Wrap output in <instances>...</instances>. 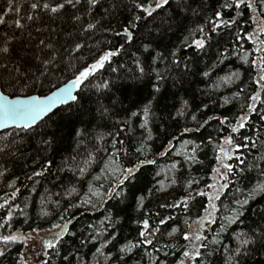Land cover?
Listing matches in <instances>:
<instances>
[{
    "label": "trees",
    "instance_id": "obj_1",
    "mask_svg": "<svg viewBox=\"0 0 264 264\" xmlns=\"http://www.w3.org/2000/svg\"><path fill=\"white\" fill-rule=\"evenodd\" d=\"M32 2L35 0H15L13 13L5 17L6 21L19 18L25 25L23 29L7 23L0 25V47L9 41V53H0V63L8 66L0 69V85H4L1 90L6 95H47L76 78L103 51H119V55L82 84L78 102L57 110L27 133L18 129L0 133V148L4 149L0 152V172H3L0 204L9 201L0 209V236L25 237L36 233L47 238L46 241L53 238L51 246L50 242L41 248L36 245L40 250L37 255H43L42 264H179L185 261L183 251L195 243L184 240L183 235L200 232L207 237L204 243L208 247L200 249L202 259L189 264H229L228 257L238 246L239 233L252 235L254 231L264 230V193L253 196L236 223L228 224L224 219L239 207L236 200H243L258 182H264V174L260 172L264 169V160L255 159L264 156V119H261L264 105L257 102V111L249 113L253 103L250 97L259 91L255 84L257 70L251 64L256 57L250 55L249 63L245 64L232 54L233 49L241 55L245 50L254 53L251 41L236 38L237 32L245 36L256 30L257 25L250 19L251 10L223 7L231 0H169L165 8L147 17L135 7V3L144 0H99L95 8H90L87 0H81L76 8L66 6L60 13L52 14L41 8L33 11ZM45 2L55 6L56 0H41ZM7 6L8 0H0V14ZM15 7H19L18 15ZM218 11L224 20L235 18L236 23L211 32L202 50L187 47L184 41L186 37L192 39L189 33L197 27H204L208 32L209 20L215 19ZM238 11H243V15L237 17ZM28 15L34 19L29 21ZM77 15L82 17L80 21L75 20ZM137 16L142 18L135 21ZM97 21L94 30L84 31L89 23ZM125 29L133 33L130 41L124 35ZM200 36L195 33L196 39ZM41 39L45 44H53V49L37 47ZM76 43L84 45L78 52ZM145 45L149 46L147 52ZM226 49L228 59L220 62V54ZM53 53L57 61L49 65L47 76L40 77L43 84L21 91L22 83L12 80L15 67L22 71L31 69L29 75L40 76L41 60ZM160 53L162 57L157 58ZM174 59L180 60V65H175ZM137 61L145 68L142 79L136 78ZM184 63L188 64V70L184 69ZM205 71L210 75L205 77ZM157 72L163 79L157 78ZM234 72L239 77L232 76L231 81H225ZM107 81L112 82L111 91H98L95 85ZM156 87L160 92H155ZM153 97L148 126L142 128L143 116L131 117V113L140 111ZM261 97L264 99V92ZM101 106L109 112L104 119L99 114ZM244 115L249 116L245 127L233 133L232 127L238 126L239 117ZM129 118L130 123L125 127L122 121ZM186 128L191 131L185 132ZM80 129L87 130L84 138L74 135ZM117 132L119 136L115 139L107 135ZM98 133L107 137L102 142V151H97L101 147L95 138ZM228 135L241 147L234 152L233 160L227 162L238 164L235 156L240 155L245 158V164L239 167L252 165L253 168L243 175H230L229 180L233 182L221 190L219 200L211 201L218 209L216 222L205 221L201 226L210 201L207 195L197 193L212 194L216 189L207 185L219 187L225 183L219 176L213 179V169L219 164L217 145L223 144ZM52 137V148L42 143L43 139ZM115 140L123 141L116 148H126L128 155L123 151L113 155ZM141 145L144 151L136 152ZM196 145L199 147L193 153ZM89 153L94 155L95 162L81 176L76 166L83 167ZM193 155L195 160L191 159ZM141 161H145L142 166ZM134 165L140 166L139 171L132 180L125 181L121 196L109 199L92 195L97 191L117 190L120 169ZM36 172L43 175L35 176ZM73 188L75 192L71 191ZM182 201L187 202V207ZM9 211L12 212L10 221ZM145 219L149 222V231L159 227V232L149 237L152 245L140 244L143 237L139 234L144 231ZM161 219L166 223L161 224ZM71 221L73 224L65 234L57 236ZM174 228L178 231L170 236ZM214 238L221 243H210ZM130 242L139 246L131 252H121ZM250 247L252 250L240 258V264H264V247ZM0 249L5 251L0 264H19L25 243L23 240L9 245L0 242Z\"/></svg>",
    "mask_w": 264,
    "mask_h": 264
},
{
    "label": "snow or ice",
    "instance_id": "obj_2",
    "mask_svg": "<svg viewBox=\"0 0 264 264\" xmlns=\"http://www.w3.org/2000/svg\"><path fill=\"white\" fill-rule=\"evenodd\" d=\"M14 2L15 0H8V6L7 10L3 12V14H0V25L3 24H9V26L14 25L16 28L23 29L25 25L21 24L20 19H13L6 21L5 17H7L10 13H13L14 11ZM81 3V0H56L55 6L52 4L45 2L41 3V0H35V2L31 3V9L35 11L38 8H41L43 10H46L47 12H50L52 14L60 13L62 10L66 8V6H70L71 8H76L77 5ZM99 3V0H87V4L90 8H95V6ZM169 4V0H144L143 3H135V7L146 14L147 17H152L154 13H156L158 10L165 8ZM223 7H234L235 9L241 10V9H248L251 10L253 15L250 17L251 21L257 25V28L254 32L248 33L245 36H242L240 32H237L236 38L237 40L246 39L252 42V44L255 46L254 53L249 52L245 50L243 54L235 49L232 50V54L238 56L245 64L249 63V56L255 55V59L251 61V64L256 67L257 70V77L255 79V84L259 86V91L255 93V95H252L250 97L251 101L253 102L249 106V113H253L257 111V102L264 105V99L261 97V93L264 92V39H260V37L264 36V0H231L230 3L226 2ZM195 9L193 10V14H195ZM15 13L19 14V7H15ZM257 13H260V15H257ZM237 17L243 15V11H238L236 13ZM142 17L137 16L135 18V21H139ZM27 19L29 21L33 20L34 17L32 15H28ZM35 19H39V16H36ZM82 19L81 16L77 15L75 16V20L80 21ZM135 21L133 23V27L135 26ZM96 23H89L87 25V28L84 29V31H91L94 30L97 27ZM236 20H224L222 18L221 12L215 13V19H210L209 24L211 25V28L208 32H205L204 27H197L196 29L192 30V32L189 33V36L192 37L191 40H189L188 37L185 38V45L187 47H195L197 50H202L206 47V41L211 38V32L216 31L217 29L221 27H230L232 24H235ZM39 31V29H38ZM195 33H200V38H195ZM119 34V33H117ZM124 35L127 37V39L130 41L133 33L129 31L128 29L124 30ZM9 41H5V46L0 47V53L7 54L9 53V47L7 46ZM44 46L46 49H53V44L48 43L45 44V41L41 39L37 45V47ZM84 45L80 43L75 44V51H79L81 48H83ZM241 48H243V45L241 44ZM149 50V46H144V51L147 52ZM119 55V51H103L101 55L95 58L94 62L89 64L87 67H85L83 70L79 71L78 75H76V78L73 79L69 84L65 85L63 88H59L56 91H51L48 95H29L26 99H9V96L5 94L3 90H0V127H6L9 124L15 125L18 128H21L26 133L29 129L33 128L34 123L41 117L48 114L52 109L58 105V104H67L69 101L78 102L80 97L78 95L73 94V89L78 87L79 85H82L86 80L89 79L90 76H92L96 70L101 69L105 66L106 63H111V60L114 56ZM162 53L158 54L157 58L162 57ZM173 57H175V52L172 53ZM221 60L220 62H223L224 59H228V50L226 49L225 52L220 54ZM79 59V57H77ZM57 61L56 55L53 53L50 55L47 59L41 60L42 70L38 69L40 71V76H36L34 73L32 75H29L31 72V69H26L24 71L21 70L20 67H15V75L12 77V80L14 82H20L22 83L23 87L21 88V91H23L24 88H29L31 86H34L37 83L43 84V80L40 79L41 76H47L48 75V69L49 65H54ZM173 63L175 65H180V60H173ZM8 66L4 63H0V69H6ZM183 67L185 70H188V64L184 63ZM114 72L117 71L115 68L112 69ZM137 71L139 73L138 76H136L137 79H142L145 73V68L140 65V62L137 61ZM158 79H163V76L157 72L156 73ZM205 77L210 75L209 71H205L203 73ZM232 76L239 77L238 73H232L231 76H228L225 78V81H231ZM112 82H101L95 87L98 91L104 92V91H111ZM4 85H0V88H3ZM155 92H160V88L156 87ZM155 97L152 98L147 104H145L140 111L138 112H132L131 117H138L143 116V122L140 124V127L147 128L149 123V117L151 114V105L154 102ZM186 103V102H185ZM100 118L104 119L109 116L108 109L101 106L100 111ZM193 120L196 119L195 116L192 117ZM249 116L244 115L240 116L238 119V126H233L231 131L233 133H236L239 131L240 128H244L246 122L248 121ZM261 119H264V116H261ZM118 124L121 123L120 121L117 122ZM122 123L127 127L130 123L129 120H124ZM221 123H225V121H221ZM198 130V129H197ZM86 129H80L74 132V135L77 137L84 138L86 136ZM120 131H123L121 129ZM191 131V129H185V132ZM107 135H112L115 137L119 136V132L113 134L108 133ZM99 142L101 143V147L97 148V151H102V142L107 138L105 135L98 133L97 137ZM148 139H152L151 134L149 133ZM248 139V138H246ZM211 142V141H210ZM42 143L47 145L49 148L53 147L54 144V137L52 138H45L43 139ZM120 143L123 145L122 140H115V142L112 143V148L115 149V152L113 155L119 154L120 151H123L124 155H128V151L126 148L117 149L116 144ZM187 143V142H185ZM255 142L252 143V147H255ZM199 145H196L193 149V153H195V148H198ZM240 145H237L234 143V140L231 135H228L224 138L223 144L217 145V148L219 149V155H217L216 159L218 160L219 164L218 167L213 169V172L215 173V176L213 179H216L217 176L221 177L225 183H222L217 187L216 185H207L209 188H215L216 191L212 194H209L204 191H200L197 194L201 196H208V199L210 201L208 207L205 209L206 216L203 218L201 222V226L203 225V222L207 223H215V213L218 211L217 206L214 203H211L213 200H219L221 195V190L226 188L229 182H233L229 180L230 175L236 176V175H243L246 171L250 172L252 171L253 166L252 165H246L245 167L241 168L239 165L245 164V158H242L240 155L235 156V160L238 161V164H232L228 163L227 161L233 160L234 152H238L240 149ZM244 147H248V145H244ZM4 151L3 148H0V152ZM144 151V146L141 145L140 147L136 148V152L142 153ZM164 155L167 154V152L163 153ZM73 161H75V157L71 158ZM192 160H195V155L191 157ZM257 160H264V156L256 157ZM95 162V157L92 153L88 154V159L84 161V166L81 167L80 165H77L76 168L79 171V174L83 176L85 174L86 168L90 166L91 163ZM147 163H155V161H146ZM68 163L67 161L65 162ZM145 161H141L140 166L143 165ZM49 167L51 166V161L48 162ZM137 165H134L133 167L128 168H122L120 169V176L117 177L118 184H117V190L115 191H106V192H93L92 195L96 196L97 198L107 196V198L112 199L115 196H121L123 194V185L125 181L132 180L136 173L139 171V167ZM223 169L224 171H221ZM68 170H72V166L69 165ZM261 174H264V169H260ZM0 175H3V172H0ZM35 176H41L43 175V172H36L34 173ZM122 177V179L120 178ZM31 178V177H30ZM198 183V182H197ZM18 191V190H17ZM72 192H75V188L71 189ZM264 193V182H258L256 188L252 190L243 200H236V204L239 206L236 210L233 211V213L230 216H225L224 219L228 222V224L236 223L241 215L243 214V208L249 203V201L253 198V196L257 193ZM16 193L14 192L12 194L13 199L15 198ZM89 201H85V203H88ZM9 201L5 200L3 204H0V209H4L8 205ZM184 203L185 207H187V202L182 201ZM174 207H178L179 205H173ZM22 211V210H21ZM48 213H45L47 215ZM8 220L10 221L12 219V212L9 211L7 213ZM106 219H110L106 217ZM171 219V217H169ZM103 223V222H102ZM161 224L166 223V220L161 219ZM57 227H62L61 225H57ZM149 222L147 219L143 221V228L144 231L140 232V237H143V239L140 241V244H147L152 245L153 240L149 237L153 236L155 233L159 232V227L157 226L152 231H149ZM178 229H173L169 235H173L176 233ZM219 235V233H217ZM24 237H20L18 235H4L0 236V242L4 243L5 245H9L12 243L17 242L18 240H23ZM183 239L189 242L195 241V243H192L191 248L183 251V257L185 258V261L183 264H189V262L196 261L197 258H201V248H207L208 245L204 243V241L207 240V237L204 236L202 233L198 232L192 236L184 234ZM238 240V246L232 250L233 254L228 257L229 264H240V258H243L249 254V252L252 250L250 246L260 245L264 247V230H261L260 232H253L252 235H248L247 233H239L236 237ZM210 243L212 244H220L221 241L219 239H213ZM49 246H51V242L49 243ZM138 244L129 243L125 247H122L120 249L121 252H131L134 248L138 247ZM174 247V246H173ZM97 252H101V249H97ZM102 254V252H101ZM211 253H209L210 255ZM5 255V251L3 249H0V257ZM149 255H151L149 253ZM167 255V253H165ZM122 259V257H121Z\"/></svg>",
    "mask_w": 264,
    "mask_h": 264
},
{
    "label": "rangeland",
    "instance_id": "obj_3",
    "mask_svg": "<svg viewBox=\"0 0 264 264\" xmlns=\"http://www.w3.org/2000/svg\"><path fill=\"white\" fill-rule=\"evenodd\" d=\"M198 230V227L196 228ZM40 235L36 233H31L25 235L23 239L25 243V249L21 256L19 264H39L42 261V256H38L37 246L40 245V248L45 245L47 238L39 237ZM37 245V246H36ZM48 248V247H47ZM46 249V248H45ZM42 250V249H41ZM183 264V262L179 263Z\"/></svg>",
    "mask_w": 264,
    "mask_h": 264
},
{
    "label": "water",
    "instance_id": "obj_4",
    "mask_svg": "<svg viewBox=\"0 0 264 264\" xmlns=\"http://www.w3.org/2000/svg\"><path fill=\"white\" fill-rule=\"evenodd\" d=\"M75 79V78H74ZM73 80V79H72ZM72 80H70L69 82L65 83L64 85L56 88L55 90L53 91H56L58 90L59 88H63L65 85L69 84ZM82 85H79L78 87L74 88L73 89V94L74 95H78V93L80 92V88H81ZM1 90V88H0ZM51 93V92H50ZM49 93V94H50ZM48 95V94H47ZM28 96H25V97H22V96H16V97H10L9 96V99H26ZM72 103H74L73 101H69L67 104H58L56 105L52 111H50L48 114H46L45 116L39 118L33 125V128H35L37 125H39L41 122H43L46 118H48L50 115H52L53 113H55L57 110H59L60 108L62 107H65V106H68V105H71ZM10 129H18V130H22L21 128H18L16 127L15 125H12V124H9L8 126L6 127H0V133L4 132V131H8ZM73 224V222H69L68 224H65L57 233L56 235L57 236H63L65 234V232L67 231V229H69V227ZM53 238H50L48 241H46L45 244H47V242H51ZM42 264V263H40Z\"/></svg>",
    "mask_w": 264,
    "mask_h": 264
},
{
    "label": "bare ground",
    "instance_id": "obj_5",
    "mask_svg": "<svg viewBox=\"0 0 264 264\" xmlns=\"http://www.w3.org/2000/svg\"><path fill=\"white\" fill-rule=\"evenodd\" d=\"M61 109V108H60Z\"/></svg>",
    "mask_w": 264,
    "mask_h": 264
},
{
    "label": "flooded vegetation",
    "instance_id": "obj_6",
    "mask_svg": "<svg viewBox=\"0 0 264 264\" xmlns=\"http://www.w3.org/2000/svg\"><path fill=\"white\" fill-rule=\"evenodd\" d=\"M42 262V261H41Z\"/></svg>",
    "mask_w": 264,
    "mask_h": 264
}]
</instances>
